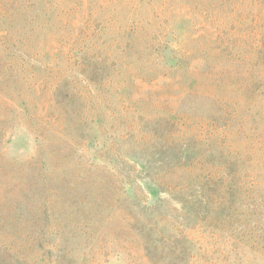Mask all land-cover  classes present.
<instances>
[{
	"label": "rangeland",
	"instance_id": "374dc122",
	"mask_svg": "<svg viewBox=\"0 0 264 264\" xmlns=\"http://www.w3.org/2000/svg\"><path fill=\"white\" fill-rule=\"evenodd\" d=\"M0 264H264V0H0Z\"/></svg>",
	"mask_w": 264,
	"mask_h": 264
}]
</instances>
